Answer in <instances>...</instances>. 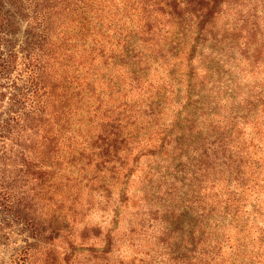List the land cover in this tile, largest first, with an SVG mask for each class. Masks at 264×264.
I'll return each instance as SVG.
<instances>
[{"label":"trees","instance_id":"obj_1","mask_svg":"<svg viewBox=\"0 0 264 264\" xmlns=\"http://www.w3.org/2000/svg\"><path fill=\"white\" fill-rule=\"evenodd\" d=\"M12 220V264H264V0H0Z\"/></svg>","mask_w":264,"mask_h":264},{"label":"rangeland","instance_id":"obj_2","mask_svg":"<svg viewBox=\"0 0 264 264\" xmlns=\"http://www.w3.org/2000/svg\"><path fill=\"white\" fill-rule=\"evenodd\" d=\"M93 217L100 220L97 215ZM90 218H87V221H90ZM31 240L29 231L18 220H12L5 225L0 224V264H12V256L16 250Z\"/></svg>","mask_w":264,"mask_h":264}]
</instances>
